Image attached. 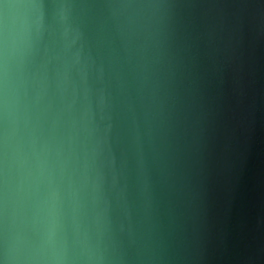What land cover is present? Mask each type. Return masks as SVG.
<instances>
[{
  "label": "clouds",
  "instance_id": "9594fccd",
  "mask_svg": "<svg viewBox=\"0 0 264 264\" xmlns=\"http://www.w3.org/2000/svg\"><path fill=\"white\" fill-rule=\"evenodd\" d=\"M179 7L0 0V264L165 258Z\"/></svg>",
  "mask_w": 264,
  "mask_h": 264
},
{
  "label": "water",
  "instance_id": "95a60500",
  "mask_svg": "<svg viewBox=\"0 0 264 264\" xmlns=\"http://www.w3.org/2000/svg\"><path fill=\"white\" fill-rule=\"evenodd\" d=\"M177 3L158 264H264V0Z\"/></svg>",
  "mask_w": 264,
  "mask_h": 264
}]
</instances>
